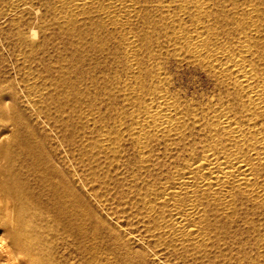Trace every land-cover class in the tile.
<instances>
[{"label": "bare ground", "instance_id": "bare-ground-1", "mask_svg": "<svg viewBox=\"0 0 264 264\" xmlns=\"http://www.w3.org/2000/svg\"><path fill=\"white\" fill-rule=\"evenodd\" d=\"M0 4V17L5 22L9 21L10 26L19 32L17 38L29 49L27 50L30 55L32 52L36 54L34 51L37 41L36 37H32L35 33L19 29L22 17L28 15L34 7L32 0H1ZM52 9V25L73 39L76 46L72 43L79 53H84L89 45L90 49L93 46L105 52L104 48L108 47L112 40L123 53L122 65L126 73L120 69L122 65L118 69L121 74H126V82L124 80L118 83L119 78L114 79L118 83L116 89L119 98L115 97L121 101L123 113L120 111L122 115L119 114L121 117L117 121L120 123L112 125L114 127L110 130L103 129L102 126L106 125L101 126L103 121L100 123L99 114L95 113L93 106L73 111L77 107L76 100L79 95L84 97L83 92H80L84 89L80 87L84 83L82 79L80 86H77V83L69 82L68 75L71 76L72 73L68 74L61 69L62 72L58 71L60 74L54 79L52 77L51 82L44 81L39 84L40 81L37 80H42L39 74L31 69L28 73L25 71L27 79L22 85L23 103L26 107L24 114L28 113L34 121L42 115L59 122L57 120H64L65 114L72 109V116L78 118V125L75 126L87 130L89 137L85 135L87 139L84 138L82 131L78 136L82 135L84 140L77 137L78 144L75 148L85 156V160H88L87 167L90 168L87 171L88 168L83 166L87 171L84 173L83 170L85 178L90 179L88 188L85 189L94 194L96 192V198L99 197L102 200H98L108 204L107 200L111 197L106 195L110 194L111 189L107 192L106 185L109 184L104 180L109 176H104L107 178L101 181L99 171L121 155L125 144L131 145L135 151L133 152L137 155L142 175L147 174L152 167L154 169V164L160 167L162 159L174 158L171 169L162 172L159 168L161 172L156 174L157 179L153 178L154 181L147 182L146 186L143 176H140L143 179V190H140L139 195L132 196L136 205L132 204L134 208L130 210L137 207V216L135 214L132 218L138 217L136 224H139L140 232L147 235L151 241L152 246L149 245L153 247L154 257L162 259L170 253L178 260H190L193 264H264V0H53ZM5 22L2 21L3 24ZM38 30L45 31L44 27H39ZM49 30L52 31V28ZM161 35L165 36L163 49L168 56L178 63L198 67L213 80L215 94L208 97L206 102L202 101L203 104L196 105L189 99H183L184 96L180 98L176 93L169 91L167 74L163 72L160 63L162 61L158 62L160 52L164 55L163 50L156 51L159 52L156 54L159 55L156 61V55L148 45L153 38L159 39ZM157 42L159 44L160 41ZM90 51L92 53V50ZM87 52L89 50L85 55ZM96 52L94 51L95 57ZM29 53L27 52V55ZM118 54L120 55V51ZM108 55L109 53L105 54L106 57ZM111 56L113 54L109 57ZM78 57L76 56V59ZM160 57L162 60V56ZM88 58L84 60L87 59L88 62L91 57ZM107 60L109 62V59ZM67 63L70 64L69 60ZM64 66L65 64L62 68ZM114 69L116 74V67ZM93 76H90L89 72L88 77ZM88 77L87 81L84 79L87 83L90 81ZM104 84L106 83L102 82V85ZM112 84L115 83L111 82V88ZM88 87L85 88L86 95L91 91ZM94 87L92 89L96 90ZM115 97L112 98L113 101ZM107 99L109 100L108 97ZM103 100L106 101V98ZM97 106L96 104L95 107ZM100 110L96 112L100 113ZM108 113L110 115V112ZM99 116H103V113ZM26 117L13 102L0 98V216L2 214L11 225H8L10 229H13L10 234L13 233L16 245L23 254V264H65V259L61 261L62 256L56 249L59 243L67 244L70 241H73L82 253L77 264H147V259L138 257L141 255L139 252L134 255L129 251L125 256L120 252V255L114 256L106 253L105 260L99 257L95 237L98 220L95 219L92 207L86 208L82 204L79 190L57 189L60 182L66 185L64 175L59 169L53 170L52 165H49V158L44 153L43 139L37 140L35 133L29 131V125L22 128ZM68 117L71 119V116ZM115 117L117 118V115ZM73 133L71 136H74V141L77 140V134L75 136L76 132ZM161 154L164 158L160 160ZM75 159L79 160L78 157ZM159 160L161 164L158 165ZM93 161L96 163L93 164ZM79 166L81 165H78V170ZM81 171L80 168V173ZM51 175L56 184L48 183ZM28 177H34L40 186L44 185L48 190H35ZM85 184L86 180L83 185ZM116 193H119L118 190ZM132 194L134 195V192ZM124 198V202H127L126 196ZM86 200V204L92 201L88 197ZM129 202L133 203L130 200ZM127 205L125 203L124 207ZM129 212L131 211L127 213ZM88 222L91 234L85 229ZM100 223V227L108 225L105 219L99 221ZM82 236L87 238L85 246L80 243ZM9 253L10 251L3 255L4 259H0V264H11L9 258L13 257ZM74 263L68 261V264Z\"/></svg>", "mask_w": 264, "mask_h": 264}, {"label": "rangeland", "instance_id": "rangeland-1", "mask_svg": "<svg viewBox=\"0 0 264 264\" xmlns=\"http://www.w3.org/2000/svg\"><path fill=\"white\" fill-rule=\"evenodd\" d=\"M50 1L51 0H49V1L48 0H34V2H33V0H32L33 6H34L33 9L30 12L27 13L28 15L25 14V16H23L22 19L20 20L21 22H19V29H21L24 32H28L29 31L31 33H35V34H33L34 36L32 35V37H33V39H35V37H36L35 40L37 41V47L35 49L36 51H34V53H36V54H33V52H32L31 55H30V53H29L30 51H28L29 49L27 47H25L24 44H21L22 42H20L19 39H18L19 38V32H17L16 30H14L15 28L13 29L10 26V24L8 23L9 21L5 22V20H3L2 17H0V98H4V100H7L9 102L10 101L13 102V105L19 110V112L22 115H25V117L27 116L26 117L27 120L25 118L24 123H22L23 126L21 125L22 128H24L25 125H29V131L30 132L32 131V132L35 133V135L37 137V140H42L43 139V142L45 143V151H44V153L47 156V158H49L48 159L49 162H50L49 165L50 166L52 165L51 167H52L53 170H58L59 169L58 171L61 172V174L64 175V184H66V185H63L60 182V184L58 183L57 189L58 190H68V189L69 190H71V189L72 190H79L80 191V194L82 196V198H81L82 201H83L82 204L86 208H88V207L91 208L92 207L91 209H92L93 213L95 214V219H96V221L98 220L97 223H96L97 235H95V237H96V240H97V246H98L99 257L100 258H102V259L105 260L106 259L105 258L106 253L108 255L109 254L110 255L113 254V256L116 255V254L117 255H120L118 252H120L121 254H123L125 256L130 251L131 254L133 253L134 255H136V253H137V255L139 253H141V255L139 254L138 257L139 256H143L145 259H147L146 260L148 262L147 264H188V263L189 264H193V263H191L192 261H190V260H186V259L179 258L181 260V263H180V260L176 259L175 256H173L170 253H169L170 255L167 254V256L162 257V259L155 258L154 257L155 255L153 254L154 253L153 252V247H150V245L152 246V244H150L151 241L148 240L149 238L147 237V235H145L143 232H140L141 229L138 226L139 224H136V222H138L137 221L138 219H136V218H138V217H134V219L132 218L133 216H135V214L137 216V212H136L137 211L136 210L137 207L135 209H133V210H130L131 208H134V206L136 205L133 202L134 199H132V196L139 195L138 193L140 192V190H143L144 185L146 186L149 182L154 181L153 178L155 180L157 179V175L156 174L157 173L159 174L161 172L159 170V168L162 170V172L169 171L171 169L170 167H172L174 165V162L172 163V160H174V158L171 159V160L170 159H166V160H163L162 159L161 160V158H164V155H163L164 152H162L163 153V154H161L162 157L160 156V160L162 161L161 162L162 164L160 163V160L158 162V165H159V163L161 164L160 167H156L157 164H154L153 165V166H155L154 169L152 167V169L149 170L147 172V174L142 175V173L140 172L141 170H140V167H139V162H138L137 155H136V153L134 154L135 151L133 150V148H132L131 145L129 146V144H125V147H126V145H127V147L126 148L124 147V150L125 151L123 150L122 153H121V155H119L117 157L118 159L117 158L115 159L117 162L114 160L112 162V163L115 162L114 164L109 163L110 165L107 164L108 167H107V165H105L104 166L105 168L103 167L102 168L103 170H101V172L99 171V174H100L99 179L101 178L100 179L101 181H102V179L104 180V178H105L104 176H107V177L109 176V178L107 180H109L110 182L107 181V180H104V181H106V183L108 182L107 184H109V185H106V188L108 187L107 188V192H108V190L111 189V191L109 192L110 194H107L106 195L107 197H109V195L111 197V198L109 197L110 199L106 197L107 199H109V200H107L108 201V204H107L106 201L105 202L104 201H101L102 200L101 198H99V197L96 198V196H97V193L96 192L94 194L90 190L85 189V188H88L87 187V183L90 181V179L85 178L86 175L84 173H86L87 171H89L90 168L87 167L88 160H85L86 159L85 156H82V153L80 151H78V149L76 150L75 148L77 147V144H78V143H76V142H78V138L77 137H79V139H82V140H84V138L87 139V137L85 135L88 136V134H87L88 132H86L87 130L84 131L82 128H81L82 129L81 130L79 127L75 126V124L78 125V121H77L78 118L72 116V114H71V112H72L71 110L72 109L69 110V112L71 111L70 113L67 112L69 115L67 113L65 114V116H66V118L64 119L65 121L64 120H57L59 122H56V121L51 120V119L49 120L47 118H44L42 115H40V117H38L37 119L35 118V121H36V124H35L34 119L31 118L28 115V113H25L24 114V112L26 111L25 110L26 107H25V103H23L24 102V99H23V96H24V92H23L24 91V88L23 87L24 86H22V85L26 83V82H24V80L27 79L26 78V74L28 73L27 71H29L30 69L31 70H34L36 74H39L41 76L42 80L41 79L37 80V82L40 81L39 84L44 83V81L45 82H51L55 78V76H58L60 74V72H62V70L63 71H66L68 74L70 72L72 73L71 74L72 77L70 75H68L69 76L68 79L70 80L69 82L73 81L72 83H77V86L78 85L80 86V83H82V81L80 79H82L84 83L80 87L81 88H84V89L82 91L81 88L79 87V90H81L80 92H83V96L84 97H81L82 95H79V97H81V100L82 101L78 97V99H77L78 101L76 100L77 107L75 106L76 108L74 107L75 110L73 109V111L76 112V109L79 110L78 108H81V110H82V109H87L88 107H92L93 106V110L95 111V109H96V111L98 112V110H100V107H101V110L99 112L100 113L102 112L103 113V116L100 117L99 116L100 113H97L96 111H95V113L96 114H99L98 117H99L100 123L103 121L101 123V126L103 124L106 125V127H104V125L102 126L103 129H105V130H110V128L114 127L112 125H114V124L116 125V124L120 123V122H117V121L121 117V116H119V114L123 111V107H121L122 106L121 101L120 100L119 101L117 100L119 97H118V92H117V89H116L117 84L120 81L123 82L126 79V74L125 75L123 74V73H126V71H125V68H123L124 62L122 61L123 60V58H122L123 57L122 49L114 42V40L111 39L112 40L111 41L112 43L110 42L109 45H108V47H105L104 48V51L105 52L107 51L106 53L103 52L102 49L100 50L99 48H97L98 49L97 50L93 46L90 49V45L87 48L85 47L86 48L85 52L89 50V52L86 53L87 55L89 54L88 56L85 55V52L82 53V54L79 53V51L75 47L76 44L74 43L73 39L68 38L69 37L68 34H66L65 32H63L60 29L56 28V26L54 27L52 25V22L51 21H52V18H53V9H52V7H53V0L51 2ZM0 2H1V0H0ZM0 7H1V4H0ZM0 10H1V8H0ZM49 18H51V19H49ZM2 21L5 22L6 24L5 23L3 24ZM45 22H47V23L45 24ZM41 24H43L44 26L41 25ZM49 24H50V26H49ZM39 25H41V26H39ZM39 27H44L45 31L41 32L40 30H38ZM49 27L52 28V31L49 30L50 29ZM61 33H62V36H61ZM64 34H66L65 37H67V35H68V37L65 38L64 37ZM160 37H159V39L158 38L157 39H154L153 38L152 40H154V41L151 40V42H149L148 45H149V47H151V48H149V49H151V52L154 53L155 55L156 54H159V52H156V51H161L159 49H162L163 50L162 53H164V55L163 54L161 55V52H160V56H162V60H161V57L159 55H156V56L154 55L155 56L154 58L156 60V58L158 59V56H159L158 62L162 61L160 63H161L163 72H164L165 75L167 74L166 77L168 78V81H169L168 82V85L170 84L169 85L170 86L169 87V89H170L169 91L171 93H176L178 96H180V98L181 97L183 98V96H184L183 99H189V101L191 100L193 103H196V105L203 104V102H206L207 101L206 99L208 97L210 98V96L212 97L215 94V92H214L215 91V86H214V82H212L213 80L210 77H208V75L206 73H204L203 71H200V69L198 67H195L193 65H190L189 66L186 63H178L170 55H169L170 56L169 57L168 54L166 53V51H164V49H163V47L165 46V44H164L165 42L164 41L166 40L165 39V36L164 35H161ZM68 39H69V41L71 39V41H70L71 43L68 41ZM163 39H165V40H163ZM161 40H163V41H161ZM157 41H160L161 43L159 42V44H157L158 43ZM72 42L74 43L75 46L73 45ZM153 43H154V46H153ZM69 45H72L73 47L72 46H69ZM155 45H157V46H155ZM158 45L159 46L162 45V46H160V48H159ZM152 46H153V49H152ZM69 47H71V48H69ZM74 47L76 49H74ZM113 47L115 49H116V47H118L116 49L117 51ZM156 47L158 48V50H157ZM106 48L109 49L110 52ZM73 50H74V53H73ZM75 50H77V52L80 55L79 54L78 55H75L77 53V52H75ZM90 50H92V53L93 54L90 53L91 52ZM93 50L95 52L96 51L97 52L99 51L100 53H97L96 52L95 53L96 54V57H95ZM69 51H70V53L72 55L69 54ZM101 51L103 53H101ZM113 51H114V53H111ZM119 51H120V55L118 54ZM27 52L29 53L28 55H27ZM115 52H118V53H115ZM147 52H148V50H147ZM104 53L105 54H108L109 53L108 57H106ZM121 53H122V56H121ZM83 54L85 56L82 57L81 55H83ZM90 54H92V55H90ZM112 54H113V56H111L112 57V59H111V57H109V56L112 55ZM70 55H71V57H70ZM93 55H94V57H93ZM76 56L77 57L79 56V57L76 59ZM102 56H104V57H102ZM164 56H165V58H164ZM115 57L117 58L116 60H115ZM67 58H69V59H67ZM70 58H72V59H70ZM84 58H88L89 59L88 62H87V59L84 60ZM61 59L64 60V61H66V62L62 61ZM81 59H83V60H81ZM105 59L106 60L109 59V62H108V60L106 61ZM24 60H25V62H24ZM68 60H69L70 64L67 63ZM73 60H76V61H73ZM110 60H113V62L110 61ZM117 60H118V62H117ZM120 61H122V62H120ZM111 62H112V64H110ZM116 62L117 63L120 62L119 65ZM22 63H24V64H22ZM66 63H67V65H66ZM114 63L117 64L115 66L116 67V74H115V69H114L115 68L114 67V65H115ZM63 64H65V66L62 68V65ZM120 65H122V66H120ZM111 66H113L114 68L111 67ZM119 66H120V69L123 71L122 74H121L120 70L118 69ZM67 70H69V71H67ZM117 70L119 71V74H118V71ZM25 71L27 73H25ZM58 71H60V72H58ZM89 72H90V76H93V75L94 76L91 77V78L88 77L89 76ZM91 73H92V75H91ZM87 74H88V76H85ZM108 74H109V76H108ZM102 75L107 80H109V77H110V80L108 81L109 84L107 83V80ZM115 75H116V77H115ZM82 76H83V78H81ZM122 76H124V77H122ZM52 77H53V79H52ZM87 77H88V80H90V81H88V83L86 82L87 81ZM94 77H96V78H94ZM101 77H103V78L101 79ZM117 77L119 78V80H117ZM70 78H72V79H70ZM114 79L117 80L118 83L116 81H114ZM95 80H97L96 83L94 82ZM41 81H43V82H41ZM90 82L91 83L93 82V84H90ZM97 82H99V84ZM102 82H104L106 84L102 85ZM111 82L112 83H115V84H112V86L113 87L115 86V88H113V87L111 88ZM122 82H120V83H122ZM125 82H126V80H125ZM84 84H86L87 87L88 86L90 87V88L88 87V90H91V91L93 90V92H91V91L87 92L86 91L87 92V95H89V96H87L84 93L85 92V88L87 89V87ZM95 84H96V86L94 87ZM100 84H101V86H100ZM83 85H84V87H83ZM108 86H109V88H108ZM93 87L96 88V90L95 89H92ZM8 88H10L11 90H13L14 93L11 90H9ZM101 90L104 91V93ZM108 90L110 92V95H109ZM111 92H113V93L111 94ZM1 93H3V94H1ZM16 93H17V95H16ZM94 93H96V94H94ZM13 94H14L15 97L13 96ZM91 94L93 95V97L91 96ZM106 96L111 101H109ZM115 96L118 97V98H116ZM85 97H86V99H85ZM88 97H90V98H88ZM114 97H115V99H114L115 101H113V99H112ZM87 98L90 101H88ZM105 98H106V101L103 100ZM101 100L104 101V102H102ZM100 101L102 102V104H101ZM107 101H108V103H107ZM105 102L107 103V105H109L110 102L112 104L114 103V105L110 104L109 105L110 108H109V107H107V105H106ZM96 104L98 105L97 107H95ZM20 105H22L23 107L20 106ZM74 105H75V103H73V106ZM116 106L117 107L120 106L119 109ZM108 108H109V111H108ZM120 108H121V110H120ZM114 110H116L115 113H113ZM108 112H110V115H109ZM111 113L114 116L111 115ZM67 115L68 116H71V119ZM108 115H109V118H108ZM116 115H117V118L118 119L115 117ZM120 115H122V114H120ZM66 119H68V122H67ZM70 120H71V122H70ZM75 121H76V123H75ZM113 121H115V122L113 123ZM25 122H26V124H25ZM64 123H65V125H64ZM71 124H72V126H70ZM73 126H75L76 128L73 127ZM107 126H110V127H107ZM58 127L61 128V129L63 127L64 130L63 129L60 130ZM1 128L2 127H0V132L2 131ZM69 128L71 129V131H69ZM77 128H79V129H77ZM106 128H108V129H106ZM25 129H23V131ZM77 131H80V133L79 132L77 133ZM65 132H66V135H64ZM73 132L74 133L76 132L75 133V136L77 134V136L75 137V139H77V140H74L75 141L74 144L72 143V142H74L72 140V139H74V136H71ZM81 132L84 134L83 135L84 138H83L82 135L78 136L79 134H82ZM43 136H44V138H43ZM72 148H73V151H72ZM74 150L76 151L75 153H74ZM79 152H80L81 155L80 154H76V153H79ZM173 155H174V153H173ZM121 156H122V158L120 159ZM77 157H78L79 160L83 159V160H81V162L82 161L83 162L81 163L78 160L79 161V163H78L77 159H75ZM118 160H119L120 163L118 162ZM77 163H78V165H81V167L79 166L81 168V170H82L81 173H80V168L78 170V165L76 166ZM84 163H86V164H84ZM92 163L95 164L96 161H95V163H94V161ZM116 163H118V164H116ZM82 164H84V165H82ZM119 164H121L120 165L121 167L119 166ZM171 164H173V165H171ZM83 166H85V167L88 168L87 171H86V168L83 169ZM111 166H112V168H109ZM117 166H119V167H117ZM54 167H56V169ZM105 169L106 170L108 169V171H106ZM115 169L117 171L119 170V172H115L116 171ZM136 169H138V171ZM68 170H69V172H68ZM105 172H107L109 174H107ZM110 172H111V174H112V172H114V173L111 175ZM137 172H140V173H137ZM78 173H79V175H78ZM135 173H137V175H136L137 177L135 176ZM74 174H75V177H74ZM114 174H115V176L117 178L116 177L114 178ZM71 175H73V176H71ZM140 176L141 177L143 176L144 181H143V179H141ZM145 176L149 180H146V178H144ZM28 178H29V181L31 182V184L33 185V187H34L35 190H48L47 188H44L43 187L44 185H41L40 186V184L37 181H35L34 177H28ZM50 178L51 179L49 180L48 183H50V184H52V183L56 184V182L53 181L54 180V177L52 179V175L50 176ZM72 178H73L74 183L72 181ZM76 178L78 180L79 179H81V180H79V182H78V180ZM131 178H133V179H131ZM85 180H86V184L83 185L85 183ZM131 180L137 181V182L134 183ZM75 181H76V184H75ZM142 181H143L144 185H143ZM77 182H78V184H77ZM141 183H142V185H141ZM62 185H63V187H62ZM119 185L121 187H123V188H121ZM46 186H48V184ZM85 190H87V191H85ZM117 190H118V192L120 194L119 193H116ZM127 190H129V191H127ZM111 192H115V193H112L111 194ZM125 192L130 193V194H128L129 196L126 195ZM133 192H134V195L132 194ZM135 192H137V193H135ZM89 193H91V195ZM121 193L122 194H125L126 199H127V202L126 201L124 202V200H125L124 197L125 196H123ZM92 194H94V196L96 195L94 200H93L94 196H92ZM111 195H113V197ZM120 195H122L123 197L120 196ZM118 196H120L121 199H119L120 197H118ZM87 197L90 200H92L93 202L92 201H89L90 203H87L86 204L85 202H88V200H86ZM98 199H101V200H98ZM118 199H119V201H118ZM112 200H113V202H112ZM121 200H123L122 201L123 207L120 204L121 203ZM129 200L132 201L133 203L129 202ZM97 201H98V204H97ZM99 201H101V202H99ZM109 201H110L111 204L109 203ZM100 203H103V204L106 203V204L105 205L102 204L103 205V207H102V205H100ZM115 203H116V205H115ZM125 203H126V205L128 203V205L126 207H124ZM88 204H90V205H88ZM91 204H92V206H91ZM132 204L133 205L135 204V205L132 206ZM95 205L98 206V207H96ZM106 205L108 206V208H105V207H107ZM130 205L132 207H130ZM109 206L110 207L112 206V208H111L112 210L109 208ZM116 206L117 207L119 206L118 207V210H117V207ZM120 211H122V212H120ZM128 211H131V212L127 213ZM132 212H134V214H132ZM130 213H131V215H130ZM108 214H110V215H108ZM1 216H0L1 217L0 218V244L2 246V253H0L1 254L0 255V259H2V257L4 259V256L3 255L7 254L10 251L9 254L13 258H9V259H11V261H9V263H11V264H23V254H22L21 250L16 245V241L14 240L13 235H12L13 233L10 234L11 231H13V229L12 230L10 229L11 225L8 223L7 219L2 214H1ZM104 216H106L107 218L104 217ZM104 219H105V221H107L108 225L107 226L105 225L104 227H100V226H102V224L100 223L101 224L100 225L99 224V221H102ZM8 225H10V227ZM100 228H102V229H100ZM108 228L110 229V231L108 230ZM85 229L87 230L88 233L91 234V229H90L89 222H88V224L85 225ZM138 229H139V231H138ZM112 230H114V232ZM138 232L141 233V234H139ZM112 234H114V235H112ZM121 242H122V244H121ZM65 243L66 242L59 243L58 244V247L56 249L57 250V253L60 256H62L61 257V261L63 259H65V260H63V261H65V264H68V261H72L73 263L74 262L76 263L78 260H80V257L82 255V253H80V251H79L80 248L76 247L74 245L73 241H70L69 243L67 242V244H65ZM80 243H81L82 246H85V244H87V238H86V236H82L80 238ZM64 247H66V248H64ZM76 249H77V251H76ZM109 249H110V251H109ZM60 250H62V251H60ZM142 253H144V254L142 255ZM63 254H64V256H63ZM66 254L68 256H65ZM20 256H21V258H20ZM138 260H139V258H138ZM173 260H176V261H173ZM183 261L186 262V263H183ZM187 261H189V262H187ZM209 264H213V262L212 263H209Z\"/></svg>", "mask_w": 264, "mask_h": 264}]
</instances>
